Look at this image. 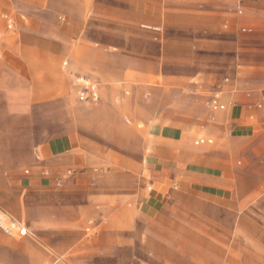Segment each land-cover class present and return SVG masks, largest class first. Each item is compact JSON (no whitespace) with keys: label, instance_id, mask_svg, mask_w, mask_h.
I'll return each mask as SVG.
<instances>
[{"label":"crops","instance_id":"1","mask_svg":"<svg viewBox=\"0 0 264 264\" xmlns=\"http://www.w3.org/2000/svg\"><path fill=\"white\" fill-rule=\"evenodd\" d=\"M126 1L128 31L134 24L142 34L144 28L172 30L178 38L165 36L161 44L204 49L210 58L219 53L226 63L231 59L232 71L215 82L202 72L163 74L172 87L144 88L146 96L127 78L137 71L147 81L150 65L169 60L147 52L134 58L128 44H116L115 12L88 10L90 0H0V214L26 232L18 237L0 228V264H83V256H96L100 242L118 239L88 233L101 226L98 201L114 208L112 215L124 214L130 232L133 209L147 223L178 192L213 208L239 209L264 187V0H233L232 9L229 0H204L201 9L152 11L149 0L140 8ZM80 80L95 87L100 104L91 110L78 105ZM182 84L193 89L187 97ZM54 113L65 131L44 137L38 128L52 129ZM82 114L96 118L90 123L100 129H145L137 169L149 177L146 187L134 192L130 184L117 199L101 200L107 188L97 183L112 171L74 130ZM194 134L216 145L200 139L192 146ZM133 170L126 163L119 174L130 181ZM76 192L93 195L56 205V194ZM132 237L125 233L122 241L128 246Z\"/></svg>","mask_w":264,"mask_h":264},{"label":"rangeland","instance_id":"2","mask_svg":"<svg viewBox=\"0 0 264 264\" xmlns=\"http://www.w3.org/2000/svg\"><path fill=\"white\" fill-rule=\"evenodd\" d=\"M204 2V0L148 1L150 11L157 8L169 10L177 7L201 9ZM86 3L88 10H93L95 7L102 14L107 11L115 12L117 24L115 32L111 33V39L114 37L116 44H128L127 47L131 49L134 58L141 57L142 53L147 52L150 57H165L169 60L164 64L161 59L158 64L150 65L147 81L141 82L140 78L135 76L138 72L134 71L127 78L133 87H139L143 91H145L144 88H165L167 90L172 86L165 84L162 78L163 74L176 73L181 77L190 78L202 72L213 80H220L226 78L225 74L232 71L231 59L229 58L226 63L219 53H214V57L210 58L208 51L204 49L195 53V50L181 48L179 44H161L165 36L172 39L178 38L179 34L172 30H167L165 33L163 29L144 28L146 32L142 34L141 27L134 24L132 30L128 31L129 27L124 25V15L128 5L126 0H90ZM229 3L230 9H232L233 0H229ZM133 4L134 7L140 8L142 1L133 0ZM90 17L93 19V16ZM150 19H153L151 15ZM188 35L190 36V34ZM248 54L253 55L254 52H248ZM229 57L231 56L229 55ZM253 58L258 60L260 57L254 56ZM174 59L180 60V62L174 64ZM63 62V60L58 62L57 69L62 68ZM137 68L142 67L134 65V70ZM156 72L157 76H155ZM199 76L205 77L204 75ZM190 82L194 83L192 80H187L186 84ZM179 89L187 97L191 94L192 88L182 84ZM144 94L147 96L148 92L145 91ZM77 102L80 107L89 110L100 104V101ZM201 115L203 116V114ZM52 118L54 122L52 129L38 128V132L45 133L44 137L65 131L64 128L56 126L60 121V113H54ZM94 120L97 119H94L92 115L88 118L86 114H82L79 117L81 126L74 130L93 143V146L100 151L103 158L102 164L107 165L108 170L112 171V174L103 171L105 176L100 177L97 183V185L107 188L101 192V195L105 196L101 200L117 199L118 194L123 193L126 187H130V184L134 192L143 188V185L146 187V183L143 181H147L149 177H142L138 170L139 164L142 162L141 148L146 137L145 129L141 125L133 127L132 130L124 128L100 129L90 123ZM200 139H211L213 141L211 146L216 145L215 139L205 134H194L191 145L194 146V142ZM126 163L131 164L135 169L130 181L124 175L119 174L120 168ZM89 195L93 194L76 192L70 196L59 193L55 197V200L58 201L56 205L66 206V202L70 200L82 203V198ZM95 204H98L95 209L97 210L96 218L101 226L94 230L89 228L88 233L90 235H110L118 239L111 242L105 241L104 245L100 242L101 244L95 247L97 255L83 256V264H264V187L254 198L246 200L239 209L213 208L211 202L201 197L185 190L178 192L170 199L162 212L147 223L136 218L133 209V228L130 232L124 230V214H119L118 210L117 215H112L114 208H108L109 205H105L103 201H98ZM112 205L114 206V204ZM19 227L20 225L8 216L0 214V228L4 232H10L20 237ZM125 233H133L132 241L128 246L122 241ZM55 242H59V239H56Z\"/></svg>","mask_w":264,"mask_h":264},{"label":"built area","instance_id":"3","mask_svg":"<svg viewBox=\"0 0 264 264\" xmlns=\"http://www.w3.org/2000/svg\"><path fill=\"white\" fill-rule=\"evenodd\" d=\"M80 83L82 84V89L79 94L80 101H83V102L96 101L97 98L95 94V87L93 86V84H91L88 81H83V80H80ZM18 233L19 235H24L26 232L24 228L19 227Z\"/></svg>","mask_w":264,"mask_h":264}]
</instances>
